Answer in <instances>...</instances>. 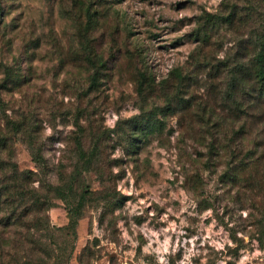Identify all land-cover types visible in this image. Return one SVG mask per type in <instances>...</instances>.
<instances>
[{
	"label": "rangeland",
	"instance_id": "rangeland-1",
	"mask_svg": "<svg viewBox=\"0 0 264 264\" xmlns=\"http://www.w3.org/2000/svg\"><path fill=\"white\" fill-rule=\"evenodd\" d=\"M262 35L264 0H0V264H264Z\"/></svg>",
	"mask_w": 264,
	"mask_h": 264
},
{
	"label": "trees",
	"instance_id": "trees-1",
	"mask_svg": "<svg viewBox=\"0 0 264 264\" xmlns=\"http://www.w3.org/2000/svg\"><path fill=\"white\" fill-rule=\"evenodd\" d=\"M254 45L257 51L249 62L247 76L242 77L238 71L231 73L230 90L234 92L237 98L238 92L242 88H246V102L249 107L247 115L251 120L255 119L252 127L258 130L260 137L256 143V152H249L248 155L244 156V159H241V156L235 152L230 165L237 169L235 172L249 168L255 169L264 180V35L256 38ZM141 77L145 76L141 75ZM144 82L145 80L141 81V88L144 87ZM243 130H245V126L242 127L241 132Z\"/></svg>",
	"mask_w": 264,
	"mask_h": 264
}]
</instances>
